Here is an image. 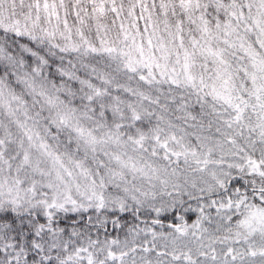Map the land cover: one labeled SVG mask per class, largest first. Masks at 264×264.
Segmentation results:
<instances>
[{"label": "snow or ice", "instance_id": "obj_1", "mask_svg": "<svg viewBox=\"0 0 264 264\" xmlns=\"http://www.w3.org/2000/svg\"><path fill=\"white\" fill-rule=\"evenodd\" d=\"M0 264H264V0H0Z\"/></svg>", "mask_w": 264, "mask_h": 264}]
</instances>
